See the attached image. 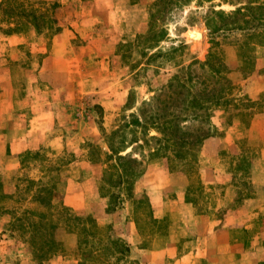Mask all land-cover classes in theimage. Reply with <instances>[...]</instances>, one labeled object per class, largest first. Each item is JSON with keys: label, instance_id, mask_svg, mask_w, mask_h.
<instances>
[{"label": "rangeland", "instance_id": "rangeland-1", "mask_svg": "<svg viewBox=\"0 0 264 264\" xmlns=\"http://www.w3.org/2000/svg\"><path fill=\"white\" fill-rule=\"evenodd\" d=\"M257 1L261 2L0 0V195L13 196L0 198V264L80 262L78 236L63 226L56 233L60 249L43 258L31 248L29 236H12L7 231L11 210L22 215L33 206L29 198L35 187L31 193L20 194L27 185L23 181L48 180L45 166L56 168L51 176L56 181L58 210L66 206L74 215L92 216L103 235L130 245V252L119 261L110 252L108 264H183V253L196 245V230L213 224L229 231L233 240L251 243L257 235L264 240V186L253 182L264 178V171H253L260 130L251 128L255 116L264 113V43L243 57L238 44L245 33L232 28L237 18L215 13L223 10L227 15ZM208 19L220 28L213 31ZM12 35L17 37L9 39ZM210 51L224 61L223 74L229 81L222 85L212 79L215 68L204 64ZM247 56L249 65L243 59ZM191 63L192 80H182L192 93L200 98L213 86L225 90L221 102L208 111L194 109L205 119L185 122L194 136H201L193 149L194 160L146 157L133 197L112 204L100 192L104 167L91 160L90 144L106 149V133L137 112L144 101L160 105L155 97L166 90L174 75H186ZM180 107H184L182 101ZM227 133L235 141L236 153L221 148L216 155L203 157L205 139ZM151 135L160 133L150 128ZM21 141L26 142L22 150ZM144 149L138 148L134 156L140 157ZM38 151L43 158L22 163L26 155ZM207 166H211L210 177H217L213 184L203 180ZM21 196L26 200H20ZM252 197L261 199L257 208L254 203L245 206V199ZM140 200L151 203L152 210L142 211L151 222L157 220L154 225L135 212ZM182 201L192 203L191 208L209 220L197 228L184 223ZM138 217H142L140 224ZM152 249L161 250V255L148 261L151 258L146 255ZM204 249L200 247V252ZM242 249L221 253L218 261L237 263ZM261 250L259 258L264 257V246ZM200 258L196 264H213L205 255Z\"/></svg>", "mask_w": 264, "mask_h": 264}, {"label": "trees", "instance_id": "trees-1", "mask_svg": "<svg viewBox=\"0 0 264 264\" xmlns=\"http://www.w3.org/2000/svg\"><path fill=\"white\" fill-rule=\"evenodd\" d=\"M164 1L170 4L175 0ZM215 13L224 17L237 18L236 21H233L232 28L242 29L245 33L246 38L238 44V50L243 53V57L257 44L264 43V0L239 6L227 15L223 10L215 11ZM207 24L213 31L220 28V26L210 22L209 19ZM228 25L231 26L232 24ZM243 59L245 63L250 64L251 61L248 56ZM192 64L187 67L186 75H174L166 90L155 97L160 105H154L153 100L144 101L145 105L150 106L149 109L142 104L137 108V112L125 116L121 124L106 133V149L90 144L91 160L103 164L104 167L102 177L104 183L100 187V192L103 196H108L112 204L117 205L123 203L126 198L133 197L135 185L145 169L143 160L146 157H169L172 161L185 160L191 162L194 160L192 158L194 157L193 149L201 140V136H194L187 129L188 126H185V122L198 118L205 119L204 116L195 113L194 109L200 108V110L208 111L212 104L221 102V99L225 97V90L223 87L220 89L213 86L212 92L209 89L207 94L204 93L205 96L200 98L192 93V88L187 87L186 81L182 80L184 77L187 81L192 80V69L190 68ZM204 64L215 68L212 79L220 85L228 80L223 74L224 61L216 53L210 51ZM206 89L207 87L204 88V91ZM185 90L187 93L183 98ZM180 101L184 104L183 108L180 107ZM189 110L192 111L191 114H184L185 111ZM150 128L156 129L160 135L149 136ZM208 135H210L209 131L206 133V136ZM206 136H202V138ZM141 140L143 142H140ZM153 141L156 142L155 145L152 144ZM130 147L132 150L128 151ZM145 147H147V153H145ZM138 148L144 149L139 152L140 157L134 156V152ZM40 158H43V154L38 151L26 155L22 159V163L31 160L38 161ZM45 167L48 180L31 179L28 182L23 181L27 184L24 189L17 186L18 189L23 190L20 194L31 193L33 187H35V192L29 198L32 200L33 206L27 207L22 215H16L17 213L15 214L11 210L12 218L7 222L9 226L7 231H10V235L14 236L18 233L22 238L29 236L27 240L37 256L51 257L60 249V243L56 240V233L57 229L63 226L68 233H74L78 236V249L81 251L79 264H108L110 252L111 257L116 258L117 261L127 256L130 252V245L121 238L115 239L112 236L103 235L94 217L74 215L66 206L57 209L58 206L54 202L56 181L51 176L56 168ZM2 188V183H0V192ZM3 197L13 196L1 194L0 198ZM24 199L21 196L20 200ZM148 207L152 210L151 203L148 202L147 204L145 200H140L135 205V212L140 211L145 215L144 218L141 217L142 220L144 219L146 223L154 225L152 222L157 220L153 219L154 221L151 222L148 215L142 211ZM141 218L136 219L139 224ZM152 218H154L153 215Z\"/></svg>", "mask_w": 264, "mask_h": 264}, {"label": "crops", "instance_id": "crops-1", "mask_svg": "<svg viewBox=\"0 0 264 264\" xmlns=\"http://www.w3.org/2000/svg\"><path fill=\"white\" fill-rule=\"evenodd\" d=\"M16 35L9 36V39L16 38ZM264 125V113L259 114L255 116L253 119V125L251 128L255 127L254 129H259V136L257 137V141L259 140V149L257 150V159L253 161V171L256 174V172H263L264 171V126H261L260 124ZM258 125V126H257ZM25 141H21L18 143L19 149H23L25 147ZM221 148L227 149L228 151L232 153H236V144L235 141L232 139L230 133H227L226 135L217 136V137H209L205 139L203 143V157H212L219 152ZM204 177L203 180L206 184H213L216 182L217 177L212 176L210 177L211 172V166L205 167L203 169ZM254 183H258L260 186H264V178L261 180L254 179ZM163 187V184L160 186ZM182 190V189H181ZM260 197H252L250 199H245V206L247 203L252 204L254 203L258 207V202L260 203ZM159 202V201H158ZM182 201L183 207L182 209V216H183V222L184 223H190L194 228H197L201 226V223H206L209 219L206 217V215L197 214L194 210V208H191L192 203L184 202ZM262 203V202H261ZM260 203V204H261ZM162 207V206H161ZM193 207V206H192ZM162 210V209H161ZM194 210V211H193ZM262 210L255 211L256 215H260L262 213ZM253 211V210H252ZM251 211V212H252ZM179 212L175 214V216L179 217ZM243 214H248L247 211H243ZM264 214V213H263ZM179 220H182L180 218ZM210 225V223H209ZM212 225V224H211ZM217 224H213L211 227H208L207 229H197L195 238L196 245L183 253L181 256L182 263H192L196 264L198 261H201L202 258H200L201 255H205V258L212 261L213 264H221V261L219 259V255L221 253L223 254H229L231 250L234 247H242L241 255H240V261L234 264H259L258 261L264 260V257H260L259 255L261 253V249L264 246V240L262 239V235H257L254 240L249 242H245L244 240H233L229 234V231L220 230L216 226ZM228 225V223H225V227ZM204 227V226H203ZM233 225L231 223L227 228H231ZM201 228V227H200ZM244 228L249 229V226L245 224ZM225 232V234H224ZM219 233L223 234L217 235ZM200 247H205L203 252H200ZM161 250L158 249H152L148 251V254L146 256H149L151 260L148 261H155L157 260L158 255H161ZM204 258V259H205ZM259 258V259H258ZM227 264H233V263H227ZM264 264V263H260Z\"/></svg>", "mask_w": 264, "mask_h": 264}]
</instances>
